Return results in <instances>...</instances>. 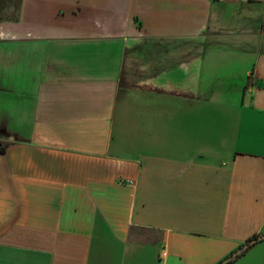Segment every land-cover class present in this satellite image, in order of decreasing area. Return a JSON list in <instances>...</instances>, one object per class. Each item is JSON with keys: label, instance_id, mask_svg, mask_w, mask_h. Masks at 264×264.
Wrapping results in <instances>:
<instances>
[{"label": "crops", "instance_id": "obj_1", "mask_svg": "<svg viewBox=\"0 0 264 264\" xmlns=\"http://www.w3.org/2000/svg\"><path fill=\"white\" fill-rule=\"evenodd\" d=\"M0 142V264H264V0H0Z\"/></svg>", "mask_w": 264, "mask_h": 264}, {"label": "trees", "instance_id": "obj_2", "mask_svg": "<svg viewBox=\"0 0 264 264\" xmlns=\"http://www.w3.org/2000/svg\"><path fill=\"white\" fill-rule=\"evenodd\" d=\"M5 148H6V144H4L3 142H0V152H3L5 150ZM255 238L256 237L254 236V237L248 239L247 242H252L253 240H255ZM229 261H230V259H229Z\"/></svg>", "mask_w": 264, "mask_h": 264}, {"label": "rangeland", "instance_id": "obj_3", "mask_svg": "<svg viewBox=\"0 0 264 264\" xmlns=\"http://www.w3.org/2000/svg\"><path fill=\"white\" fill-rule=\"evenodd\" d=\"M18 0H1L3 5L8 4L9 2H12V4H15Z\"/></svg>", "mask_w": 264, "mask_h": 264}]
</instances>
